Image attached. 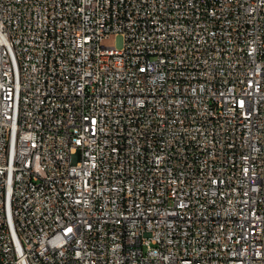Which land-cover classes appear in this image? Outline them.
I'll return each mask as SVG.
<instances>
[{
  "label": "built area",
  "instance_id": "obj_1",
  "mask_svg": "<svg viewBox=\"0 0 264 264\" xmlns=\"http://www.w3.org/2000/svg\"><path fill=\"white\" fill-rule=\"evenodd\" d=\"M0 264H264V0H0Z\"/></svg>",
  "mask_w": 264,
  "mask_h": 264
},
{
  "label": "rangeland",
  "instance_id": "obj_2",
  "mask_svg": "<svg viewBox=\"0 0 264 264\" xmlns=\"http://www.w3.org/2000/svg\"><path fill=\"white\" fill-rule=\"evenodd\" d=\"M105 44L113 45L116 48L120 49L123 46V39L121 36H110L105 40Z\"/></svg>",
  "mask_w": 264,
  "mask_h": 264
}]
</instances>
